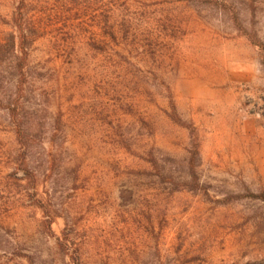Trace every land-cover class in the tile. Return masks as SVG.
Wrapping results in <instances>:
<instances>
[{
    "label": "rangeland",
    "instance_id": "374dc122",
    "mask_svg": "<svg viewBox=\"0 0 264 264\" xmlns=\"http://www.w3.org/2000/svg\"><path fill=\"white\" fill-rule=\"evenodd\" d=\"M211 1L0 0V264H264V0Z\"/></svg>",
    "mask_w": 264,
    "mask_h": 264
},
{
    "label": "trees",
    "instance_id": "16d2710c",
    "mask_svg": "<svg viewBox=\"0 0 264 264\" xmlns=\"http://www.w3.org/2000/svg\"><path fill=\"white\" fill-rule=\"evenodd\" d=\"M204 1H211V0H204ZM211 2H216V3H217L218 1H211ZM219 3H220V2H219ZM219 3H218V4H219ZM221 4H222V3H220V5H221ZM22 5H23V4H22ZM222 6H223L224 8H229V7H228L227 5H225L224 3L222 4ZM19 9H20V8H19ZM233 12H234V11H233ZM233 14H234V15H233L234 22H235L236 24H238L237 14H236L235 12H234ZM237 26H238L240 32H241L243 35L247 36L250 40H252V38L250 37L249 33H247L246 30H244L243 28H241L239 25H237ZM20 68H21V67H20ZM193 148H194V149H193L192 155H191L190 160H189V166H190L191 171L194 170V167H195V160H196V157H197L196 143H194V147H193ZM24 174H25L26 177L29 178V181L32 183V185H34L35 180H34L33 175L30 173V171L27 170V169H24Z\"/></svg>",
    "mask_w": 264,
    "mask_h": 264
}]
</instances>
